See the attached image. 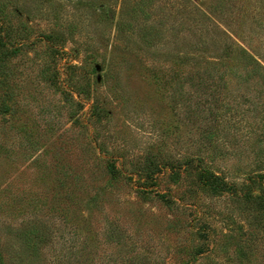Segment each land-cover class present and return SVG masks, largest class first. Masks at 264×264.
<instances>
[{"label":"rangeland","instance_id":"1","mask_svg":"<svg viewBox=\"0 0 264 264\" xmlns=\"http://www.w3.org/2000/svg\"><path fill=\"white\" fill-rule=\"evenodd\" d=\"M137 1L0 0L16 48L0 76L4 264H264L254 211L226 193L190 197L189 178L171 182L163 165L197 157L238 187L264 173V82L217 66L212 78L193 75L221 62L230 40L264 58V0H188L202 12L221 9L209 17L217 27L200 31L203 57L192 61L199 32L187 28L190 5L156 1L166 25L148 50L140 20L126 31ZM109 160L131 180L111 181ZM147 163L160 171L143 197L132 172ZM28 224L48 238L35 260L15 235ZM204 231L208 240L197 235Z\"/></svg>","mask_w":264,"mask_h":264},{"label":"trees","instance_id":"2","mask_svg":"<svg viewBox=\"0 0 264 264\" xmlns=\"http://www.w3.org/2000/svg\"><path fill=\"white\" fill-rule=\"evenodd\" d=\"M156 1L159 0H138L128 11V20L126 23V31H130L137 20L142 22L140 25L139 34L140 41L144 47L148 50H154L156 43L158 44L160 39L163 37L164 26L166 25V19L163 17L162 12L164 10L158 7ZM185 3H190L188 0H184ZM187 28L190 31H197L199 34L196 35V40L191 44L193 47L191 51L197 50L199 53L197 55H191L190 60H198L203 57L205 50L204 40L202 39V29H207V26L217 27L214 21L210 20L209 17L216 16L215 13H221V9L211 6L208 11L202 12L197 7L190 5L187 8ZM157 15L156 20L152 23L146 24V22L152 17ZM216 19V18H215ZM206 25L204 26V24ZM0 29H2L0 34V76H2L6 68L4 66V60L9 56L16 53V48L8 42V33L4 31V26L0 23ZM217 29V28H216ZM207 34V33H206ZM259 61H264L262 56L257 54L255 56ZM181 58V57H177ZM248 51H246L241 45L230 40L229 43H224L222 49L218 56V64H209L200 73L193 72L197 81L202 80V77L212 78L217 73V67H221L223 73H227L230 76L241 77L243 79L257 78L258 80L264 82V66H262ZM185 59L187 57L185 56ZM206 59V57H205ZM233 60L234 62H226V60ZM185 63V62H182ZM188 80H192L189 78ZM210 104L216 105L219 102L213 98L210 100ZM4 102L0 103V108L5 107ZM6 109V108H1ZM214 107L209 110V113L214 114ZM212 133H208L206 140L210 141L212 139ZM167 169V176L171 182H176L179 179V175L183 174L189 178L190 183L193 188L189 189V196L193 194V191L199 190L205 195L209 196H219L221 193H226L231 195L236 199L242 200L244 205L248 206L251 211L255 212L254 219L257 223L262 222L261 229L263 231L264 238V173L259 170L257 173L252 174V176H247L245 185L243 187H238L235 181L229 182L224 178V176L215 173L208 164L202 162L200 158L189 157L183 160H179L174 164H163ZM105 171L111 181H116L118 177L123 179V182L127 180L130 181V177L122 176L121 172L114 165L113 161H107L105 163ZM160 171L158 164H146L141 168L133 169V174L136 177L137 188L135 192L143 197H147L150 192L146 189L148 187L156 185L157 175ZM154 197L163 202L166 206L174 202L171 195L168 193L158 194L154 193ZM191 197V196H190ZM92 199L89 200L88 206L92 205ZM16 237L22 244L26 256L35 260L40 258L41 249L48 243V238L44 230L38 224H28L24 225L16 234ZM199 237L208 240V232L204 231L202 234L197 233ZM193 254H201V250H196ZM22 258H15L13 264H22ZM0 264L3 263V259L0 257Z\"/></svg>","mask_w":264,"mask_h":264}]
</instances>
